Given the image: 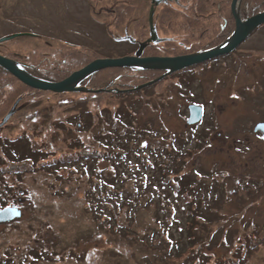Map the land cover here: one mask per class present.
<instances>
[{"label": "rangeland", "instance_id": "374dc122", "mask_svg": "<svg viewBox=\"0 0 264 264\" xmlns=\"http://www.w3.org/2000/svg\"><path fill=\"white\" fill-rule=\"evenodd\" d=\"M125 1L0 0V40L18 35L1 43L0 51L7 47L9 52L26 54L66 43L91 49L102 58L129 55L134 44L114 38L132 36V29L117 33L110 15L114 4ZM240 54L247 58L245 65H239L242 71L235 69L224 77H252L256 83L244 87L254 101L246 104L264 117V25L250 35ZM217 64L216 60L203 67ZM221 72L217 69L219 76ZM203 73L206 76L209 70ZM118 74L94 76L82 85L91 90L85 93L29 92L1 128L0 138L23 137L16 146L7 147L18 161L0 154V209L15 206L22 212L19 219L0 223V264H264V220L243 223L226 219L228 214L240 217L241 207L225 205L226 196L219 203L213 199L212 189L223 187L220 165L211 164L214 148H220L221 142L216 140L210 151L194 150L192 157H184L180 163V146L190 136L176 95L191 96V88L174 86L175 80H168L165 85L159 82L148 89L121 93L116 89H127L105 83L116 82L113 77ZM120 74L136 76L126 70ZM153 75L157 78L151 81L159 78L157 73ZM216 79L213 74L196 82L195 101L223 106L218 110L225 112H219L220 121L242 122L243 118L236 119L242 102H233V92L228 94L226 85L217 84L215 95ZM101 89L105 91L98 92ZM228 104L240 107L231 111ZM212 109L208 107L209 112ZM209 121L206 116L204 124ZM244 132L231 128L230 138H244ZM194 143H185L182 150L198 146ZM102 145L109 156L98 161L81 160L49 170L40 166L44 157L54 160L74 153H104ZM218 155L215 160L220 162L232 161L237 154L231 152L230 158L222 152ZM236 163L229 167L230 174L248 186L244 170L234 171ZM19 168L24 171L20 169L15 177ZM178 180H191L192 189L187 191L209 218L199 224L185 220L184 197L174 191ZM234 182L226 190L228 195H233L234 188L242 189ZM245 215L254 216L251 210ZM44 255L47 257H41Z\"/></svg>", "mask_w": 264, "mask_h": 264}, {"label": "trees", "instance_id": "16d2710c", "mask_svg": "<svg viewBox=\"0 0 264 264\" xmlns=\"http://www.w3.org/2000/svg\"><path fill=\"white\" fill-rule=\"evenodd\" d=\"M231 3L232 0H171L161 4L156 8L154 26L159 36L165 39V42L157 45L154 50L157 52L170 51L175 54H191L219 46L235 29V19L231 11ZM150 7L151 3L149 0H126L125 2L114 4L110 14L113 18L112 26L117 33L125 32V30L129 31L131 27L132 30L130 31H132V37L138 42H146L149 37ZM263 11L264 0H242L241 2V14L243 18L250 17ZM0 46H2V44H0ZM148 49H151V47L148 46L145 52L148 51ZM133 52H131V54ZM0 54L17 61L25 71L34 77L50 82L64 80L74 71L81 69L91 61L102 58L100 54L91 49L75 47L66 43L53 48H35L28 51L26 54L9 52L7 47H4L3 50L1 48ZM125 70L134 72L136 76L120 74ZM104 72L119 73L113 77L116 82L111 79L105 83L115 85L118 83L117 86L120 84L121 88L124 90L127 89L121 93H130L134 92L130 89L147 83L149 80L156 77L153 74L157 71L137 68L106 69L91 75L81 85L91 82L94 76ZM102 87H105V85H102ZM35 91L36 93L41 92L22 84L17 78L0 67V124L10 112H13V115L15 114L17 108L23 103V98H25L29 92L33 93ZM5 125L0 127V130L4 128ZM22 137L23 136L20 134L14 139L8 136L0 138V154L3 158L10 161L15 159L8 154L7 147L18 143ZM200 145L199 143L198 146ZM103 146L104 145H102V147ZM101 150H103L104 153L96 152V154L90 153L86 155L74 153V155L56 158L54 160H47L44 157L40 166L49 170L69 164L71 165L81 160L82 163H88L109 156V153L106 152L104 147ZM179 151L181 152V154L178 153L180 163L184 160V157H192L193 151ZM41 155L44 156L46 154L41 152ZM20 169L22 168L15 171V177H17L18 173L22 172ZM31 170L34 169L31 168ZM174 171L176 172L177 169ZM179 182H181V180H178L177 186H174V191H176V193L178 192L181 197H184L185 202H182L183 204L185 203V206L187 205V215L184 217L185 220H188V223L199 224L201 220L203 221L209 218V213L205 214V216L202 215V212H200V203L194 201V198L190 195V191H187V189H192L189 187L191 180L189 181L190 183L181 182L182 185H180ZM100 192L101 191L98 193ZM101 199L102 198L99 197L98 201ZM100 202L102 203L103 200ZM210 214L217 217L213 212ZM210 220H213V218H210ZM190 237L192 236L190 235ZM41 257L46 258L47 256L44 255ZM41 257L37 256V258Z\"/></svg>", "mask_w": 264, "mask_h": 264}, {"label": "flooded vegetation", "instance_id": "af4514ba", "mask_svg": "<svg viewBox=\"0 0 264 264\" xmlns=\"http://www.w3.org/2000/svg\"><path fill=\"white\" fill-rule=\"evenodd\" d=\"M150 36V35H149ZM160 37V36H159ZM161 38V37H160ZM115 39V38H114ZM149 39V37H148ZM147 39L146 42H138L135 43V51L129 55H135L140 43H144V50H143V57H155V56H161V57H175V56H181L186 54H175L170 51H163V52H157L154 50V48L165 42L164 38L162 42L159 43H152L149 42ZM244 43L238 47L234 52L227 54L225 56L215 58L211 61L205 62L203 64H199L196 66H192L190 68L185 69L186 72H176V73H170L165 75V72H156L159 77L163 76V78L159 81L165 85V83L169 80L168 83H170L172 80H175L174 86H180L185 85L191 88L190 91H192L191 96H187L185 94L176 95L177 98V104L180 107V113L181 118L185 120L186 122V128L187 130V136H190V138H186V141L182 144V147L180 146L181 150L184 149L185 143L192 144L193 141L194 144H201L200 146H196L191 148L190 151H204L209 150L212 147H215V141L219 140L220 148L217 150L214 148L213 154L214 157L211 160V164L216 163L215 167L217 168L220 165V170L218 171L221 175L223 173L224 177L219 180V182L223 183V187L221 189H212L211 192L215 193L216 196L213 197L215 200V203L222 202L221 198L223 196H226L224 200L225 205H231L241 207V212L239 213L240 217L233 218L228 214L226 216V219H234L236 222H248V221H256V220H264V175L262 174L264 171V131L262 130H256V127L258 125H264V117L258 115V111L254 109V106L247 105L246 103L249 101H254L248 90L244 86L252 85L256 83L254 82L252 77H245V78H239L238 75L236 78L232 77L230 79H226L224 76L225 74H229L232 70L238 69L239 71L242 69L239 65H245L247 58L241 56V49ZM150 46L151 49H148V51L145 52L146 48ZM163 53V54H162ZM165 53V54H164ZM235 53V54H234ZM239 53V55H237ZM231 54H234L233 57H231ZM217 60V65L215 66H209V67H203L204 65L212 64V62ZM261 61V59H259ZM220 63H224L220 64ZM255 65V64H253ZM220 66V67H219ZM262 66V63H259L258 68ZM201 67V68H200ZM200 68V69H199ZM222 69V72L219 73L221 76L218 75L217 69ZM209 70V73L205 76L203 72ZM255 69V68H253ZM257 69V68H256ZM242 71V70H241ZM198 72V73H197ZM155 73V74H156ZM215 74L217 76V79L215 80L214 89L212 92L217 93L218 91V85L222 84L226 85L229 88L227 89V93L229 94L230 91L233 93L230 94V97L233 99V102H242V111H239V116L236 117V119L243 118V121L240 123H235V121H230L228 123L227 121H220L218 118H220L221 114H224V110L218 111L223 106H214V105H206V101H195L196 94L198 93L196 90L199 89L198 85L202 81H205L207 77ZM201 77V79H200ZM157 77H154L155 79ZM151 81V80H150ZM196 82H199L198 84ZM158 83V82H157ZM156 84V83H155ZM200 90H202L200 88ZM165 95L168 94V91L164 89ZM180 91V88L177 90V92ZM202 91L201 93H203ZM226 92V91H225ZM181 95H184L183 98H185V104L182 102ZM195 95V96H194ZM190 98V99H189ZM210 101L214 103V96H209ZM186 105V106H185ZM191 106H198L201 108V119L199 122L189 125L188 119L190 117V107ZM212 107V111L209 112L208 107ZM229 109L234 111L236 108L240 107V104H233L229 105ZM219 112H221L219 116ZM256 115V116H254ZM206 116L210 117L211 122L209 121L207 124H204ZM226 122V124L224 123ZM219 125V126H218ZM222 125V127H220ZM229 126V127H228ZM231 128L235 129L236 131L242 130L245 131L244 135L246 137L237 139L235 137H231ZM232 142H229L231 141ZM212 144V146H211ZM199 148V149H198ZM224 154L226 157L230 153L234 152L236 155L235 159L231 161V158L229 160L223 159L220 160V162L216 161L215 159L219 158V153ZM193 156V155H192ZM239 162L237 165V169H233L236 173H238L239 170H244L243 174L247 178L246 185L245 186L243 182H239V178L234 177V173L230 174L232 169L230 170V166H235V163ZM237 164V163H236ZM209 165V164H208ZM198 171V170H197ZM213 173H216V170H212ZM212 173V172H211ZM225 173V174H224ZM242 173V172H240ZM216 177H218L217 174H215ZM226 175V177H225ZM213 177V175H211ZM214 178V177H213ZM235 179V182H239L240 189H232L233 195H228V192L226 191L227 188L230 186V184L233 183ZM238 184V183H237ZM226 187V189H225ZM260 199V203L254 202L255 198ZM238 199V200H237ZM237 201V203H235ZM247 210H251L254 214V216H246L245 212ZM243 212V213H242ZM237 215V214H236ZM243 216V217H242ZM232 217V218H231ZM245 220V221H244Z\"/></svg>", "mask_w": 264, "mask_h": 264}, {"label": "water", "instance_id": "95a60500", "mask_svg": "<svg viewBox=\"0 0 264 264\" xmlns=\"http://www.w3.org/2000/svg\"><path fill=\"white\" fill-rule=\"evenodd\" d=\"M169 1L170 0H150L151 8L149 12V42L159 43L163 41V39L158 36L157 30L154 26L153 17L156 8L161 4L167 3ZM241 1L242 0H232L231 3V11L235 19V29L233 33L222 44L208 50L175 57H143L142 54L144 50V44L140 43L139 49L135 55L119 58L95 59L81 69L74 71L67 78L59 82H50L34 77L33 75L25 71L17 61L3 55H0V67L17 78L22 84L26 85L27 87L37 91L52 92L54 94L89 92L91 90H89L85 86H82L81 84L91 75L106 69L137 68L142 70L165 72V75L180 72L192 66L203 64L215 58H219L234 52L238 47L246 42V40L257 28L264 25V11L247 18H243L241 16ZM16 37H18V35L6 37L4 39H1L0 43L12 40ZM117 41H128L132 44L136 43V41L128 35L118 38ZM162 78L163 76L159 77L156 80L144 83L132 89L131 91L147 88L154 83L159 82ZM102 91L105 90H98V92ZM116 91L124 92L123 90L120 91L118 89H116ZM12 115L13 112H10L8 115H6L0 127L5 125ZM200 119L201 108L198 106H191L188 124H195L199 122ZM256 130L264 131V125H258L256 127ZM21 215L22 212L17 207H6L0 210V223H6L15 219H19Z\"/></svg>", "mask_w": 264, "mask_h": 264}]
</instances>
